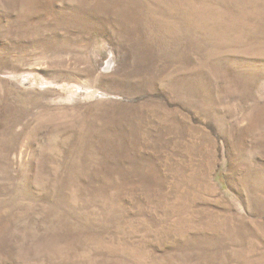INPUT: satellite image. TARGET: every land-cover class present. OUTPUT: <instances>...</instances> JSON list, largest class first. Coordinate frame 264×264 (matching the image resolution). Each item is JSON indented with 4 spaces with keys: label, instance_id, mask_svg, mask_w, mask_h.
<instances>
[{
    "label": "rangeland",
    "instance_id": "rangeland-1",
    "mask_svg": "<svg viewBox=\"0 0 264 264\" xmlns=\"http://www.w3.org/2000/svg\"><path fill=\"white\" fill-rule=\"evenodd\" d=\"M0 264H264V0H0Z\"/></svg>",
    "mask_w": 264,
    "mask_h": 264
}]
</instances>
